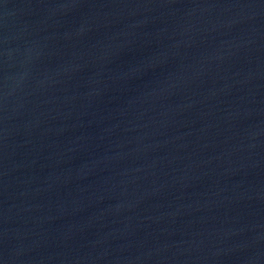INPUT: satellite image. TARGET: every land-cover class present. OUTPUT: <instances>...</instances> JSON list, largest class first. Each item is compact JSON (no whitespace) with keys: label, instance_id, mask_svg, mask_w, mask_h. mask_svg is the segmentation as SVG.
<instances>
[{"label":"water","instance_id":"water-1","mask_svg":"<svg viewBox=\"0 0 264 264\" xmlns=\"http://www.w3.org/2000/svg\"><path fill=\"white\" fill-rule=\"evenodd\" d=\"M0 264H264V0H0Z\"/></svg>","mask_w":264,"mask_h":264}]
</instances>
